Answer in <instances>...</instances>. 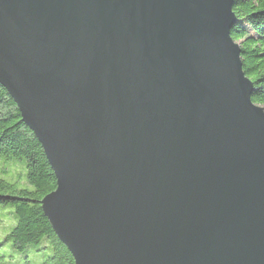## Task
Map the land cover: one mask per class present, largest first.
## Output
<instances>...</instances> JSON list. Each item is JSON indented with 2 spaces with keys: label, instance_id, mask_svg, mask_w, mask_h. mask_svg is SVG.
<instances>
[{
  "label": "water",
  "instance_id": "95a60500",
  "mask_svg": "<svg viewBox=\"0 0 264 264\" xmlns=\"http://www.w3.org/2000/svg\"><path fill=\"white\" fill-rule=\"evenodd\" d=\"M232 6L0 0V85L74 264H264V108Z\"/></svg>",
  "mask_w": 264,
  "mask_h": 264
},
{
  "label": "trees",
  "instance_id": "16d2710c",
  "mask_svg": "<svg viewBox=\"0 0 264 264\" xmlns=\"http://www.w3.org/2000/svg\"><path fill=\"white\" fill-rule=\"evenodd\" d=\"M232 10L230 35L254 86L251 101L264 108V0H233ZM54 188L41 145L0 85V264H13V254L16 264H31L30 248L43 254L40 264H74L41 210L40 200Z\"/></svg>",
  "mask_w": 264,
  "mask_h": 264
},
{
  "label": "rangeland",
  "instance_id": "374dc122",
  "mask_svg": "<svg viewBox=\"0 0 264 264\" xmlns=\"http://www.w3.org/2000/svg\"><path fill=\"white\" fill-rule=\"evenodd\" d=\"M2 237V235L0 234V238ZM8 246H5V251L8 250L7 249ZM25 254L29 257V260L32 261L31 264H40V262L42 261V253L41 252H33L32 248L27 249L25 251ZM19 260L18 259V255L17 254H13V264H16V261Z\"/></svg>",
  "mask_w": 264,
  "mask_h": 264
}]
</instances>
